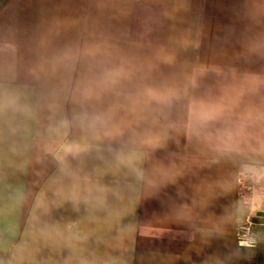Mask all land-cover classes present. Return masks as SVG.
<instances>
[{
    "label": "crops",
    "instance_id": "1",
    "mask_svg": "<svg viewBox=\"0 0 264 264\" xmlns=\"http://www.w3.org/2000/svg\"><path fill=\"white\" fill-rule=\"evenodd\" d=\"M263 215L264 0H0V264H264Z\"/></svg>",
    "mask_w": 264,
    "mask_h": 264
},
{
    "label": "built area",
    "instance_id": "2",
    "mask_svg": "<svg viewBox=\"0 0 264 264\" xmlns=\"http://www.w3.org/2000/svg\"><path fill=\"white\" fill-rule=\"evenodd\" d=\"M242 182V181H240ZM254 216L249 215L246 220L237 226L236 236L238 238L239 245L244 248H255L256 240L254 238Z\"/></svg>",
    "mask_w": 264,
    "mask_h": 264
},
{
    "label": "water",
    "instance_id": "3",
    "mask_svg": "<svg viewBox=\"0 0 264 264\" xmlns=\"http://www.w3.org/2000/svg\"><path fill=\"white\" fill-rule=\"evenodd\" d=\"M264 216V215H263Z\"/></svg>",
    "mask_w": 264,
    "mask_h": 264
}]
</instances>
